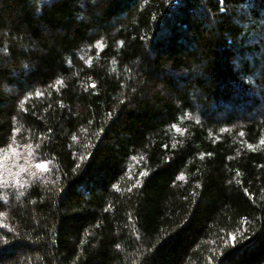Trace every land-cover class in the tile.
<instances>
[{"label": "trees", "instance_id": "obj_1", "mask_svg": "<svg viewBox=\"0 0 264 264\" xmlns=\"http://www.w3.org/2000/svg\"><path fill=\"white\" fill-rule=\"evenodd\" d=\"M3 156L0 264H264V0H0Z\"/></svg>", "mask_w": 264, "mask_h": 264}, {"label": "rangeland", "instance_id": "obj_2", "mask_svg": "<svg viewBox=\"0 0 264 264\" xmlns=\"http://www.w3.org/2000/svg\"><path fill=\"white\" fill-rule=\"evenodd\" d=\"M10 158H11L10 156L5 157V158H4V156H3V157L0 158V172H1V170L3 169V167L5 168V167L7 166V164L9 163L8 161L10 160ZM26 162H27V163L25 164L24 167H30V165H31V164L29 163L30 160H27ZM24 167H23V169H24ZM14 169H15V168H13V173H12V174H8V173H7V175L5 176V179H6V180H8L9 178H10V180H11V178L13 177V174H17V173H18V171L15 172V170H17V168H16L15 170H14ZM33 169H35V170L37 171V173H40V170H41V169H44V168H40V167H38L37 165H36V166L33 165ZM36 171H35V172H36ZM29 174L32 175V174H35V173H34L33 170H30V173H29ZM13 180H14V179H13ZM13 180H12V181H13ZM8 182H9V180H8Z\"/></svg>", "mask_w": 264, "mask_h": 264}, {"label": "snow or ice", "instance_id": "obj_3", "mask_svg": "<svg viewBox=\"0 0 264 264\" xmlns=\"http://www.w3.org/2000/svg\"><path fill=\"white\" fill-rule=\"evenodd\" d=\"M37 166L40 168H46L47 167L46 163H41V164H38Z\"/></svg>", "mask_w": 264, "mask_h": 264}]
</instances>
